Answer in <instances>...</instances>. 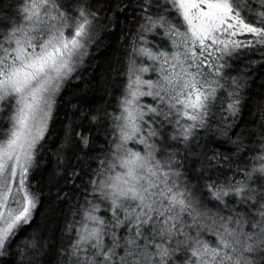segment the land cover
<instances>
[{
	"label": "snow or ice",
	"instance_id": "snow-or-ice-1",
	"mask_svg": "<svg viewBox=\"0 0 264 264\" xmlns=\"http://www.w3.org/2000/svg\"><path fill=\"white\" fill-rule=\"evenodd\" d=\"M0 264H264V0H0Z\"/></svg>",
	"mask_w": 264,
	"mask_h": 264
},
{
	"label": "trees",
	"instance_id": "trees-1",
	"mask_svg": "<svg viewBox=\"0 0 264 264\" xmlns=\"http://www.w3.org/2000/svg\"><path fill=\"white\" fill-rule=\"evenodd\" d=\"M104 54L105 53H101V56H103ZM97 71H99V69H97ZM80 86H81V82H79V81L73 82V85L71 87H69V89H67L65 91V93H64V99L67 100V99L70 98V92L72 91V88H74V87H80ZM50 166H51V164L49 163V167ZM38 219H39V217H38ZM40 224L45 229V231L47 233H49V234L52 233L53 231H55L56 226L54 224L53 225H49L48 223H46L44 221H40ZM28 231L30 232V231H32V229H29ZM25 234H27V233H25Z\"/></svg>",
	"mask_w": 264,
	"mask_h": 264
}]
</instances>
